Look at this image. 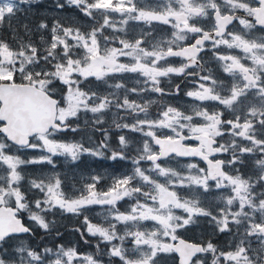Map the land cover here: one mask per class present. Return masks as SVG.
<instances>
[{
  "label": "rangeland",
  "instance_id": "obj_1",
  "mask_svg": "<svg viewBox=\"0 0 264 264\" xmlns=\"http://www.w3.org/2000/svg\"><path fill=\"white\" fill-rule=\"evenodd\" d=\"M76 1L84 6L86 13L95 14L99 18L101 26L105 28L126 27V19L123 16H125V10H127L128 18L135 19L129 21L130 25L128 27L134 29L136 34L146 38L148 47L151 46L153 51L156 50L158 45L159 49L164 47L167 50L171 45L178 44V40H180V35L171 36V32L163 28L164 23H168L167 14L170 15L175 12L174 9L167 8L172 0H156L151 3V7L149 3H146L148 0H137L143 6L142 15L132 11L136 0ZM14 6V0H2L0 2V20ZM156 7H162L163 12L157 13ZM230 7L235 8L233 5ZM129 11L133 16L130 15ZM146 14L147 16H145ZM160 14L165 15L160 16ZM91 29H95V24L92 25ZM88 37L81 39L82 37L74 36L72 38L74 46L81 48L83 52L81 61H69L66 70L60 67L57 73L42 72L35 68L30 73L25 69V65L28 63L27 60H22L24 62L22 66L19 60L13 58L11 52L0 49V81L10 78L11 72L14 70L23 74L22 79L24 78L25 81L40 83L42 87L46 86L51 75L59 77L63 82L72 73L80 77L98 73L99 68L97 70V66L107 56L101 53V48L94 43V36L91 35L89 40ZM44 41L49 48L56 47L57 44L61 43L57 37L47 38ZM30 50L31 57L34 59L36 52L33 48ZM16 62H18V65H16ZM126 64L132 65V63ZM124 65H120L117 69L121 71V74H127ZM139 69L143 72L144 80L148 83V89H150V85L152 86L156 83L155 79L159 75L158 70ZM174 70L176 72V69ZM168 73L172 74L173 72L170 70L167 72L161 71V77H168ZM140 82L143 81L128 78L120 79L115 85H108L111 89L105 88L101 106H95L88 113L89 120L95 122L91 124H97V120L103 123L109 118V122L103 123V125L107 126L109 124L111 126L116 115L106 113L107 103H112L116 111L121 110V113L132 111L131 108L127 107L130 103L133 104L136 111L141 106L143 107L144 104L141 100L145 96L149 98L147 101L150 100L155 96V92L150 90L151 93L144 95L142 86L139 89L134 87L138 86ZM210 91L211 89H209ZM195 93L203 97V102H209L208 95H204L205 93L208 94L205 88H201L198 91L195 90ZM72 95L77 96L72 98L79 100L78 102H81L86 97V94L80 92H74ZM107 98H110V100ZM196 102L200 103L201 101L198 100ZM207 104H204L205 106L201 105V107H206ZM175 105L177 107L181 106L177 102ZM204 111L205 109L197 114L196 124H192L187 130L188 133H193L195 126L200 125L201 122L206 124L207 128H211L213 125L212 119L204 117ZM155 115L153 114L152 116L154 117ZM164 116L165 120L149 121L144 118V114H141L135 115L134 120L130 124L122 122L121 127L124 128V131L119 136L120 145H124L127 141H132L135 142L133 145L135 147L145 137L152 138L157 134L153 131L154 127L164 126L166 121L172 119L167 113ZM129 125H135V127L130 128ZM248 129L253 138L247 148L243 149L244 146L241 144V147L232 150L236 154L233 157L234 159L228 156L229 151L225 147L221 148V155L222 157L226 156V160L224 176L220 180L214 181V183L209 182L206 177V171L196 162L168 160L167 163L159 165L166 170L164 175H170L171 170L182 174L181 186H175L174 177L172 186L167 185L163 181V177H156L162 182L157 187L155 195L149 197L147 201L144 199L142 201L129 199L121 195L129 187L131 180L129 172L132 165L125 164L129 163L128 161L123 164L126 169L120 171L113 170L110 165L106 170L96 171L89 165L84 170V166L79 167L75 164L65 163L66 159L70 160L73 157H79V161L83 155L84 151H78L77 149L80 145L77 142L73 144L61 142V144H58L60 142L52 138L45 141L38 139L40 146L30 150H36L38 156L32 158L29 151L26 154L23 153V155L28 160L29 166L33 167L29 171L30 182L32 186L33 181L40 185V187L35 188L42 191L44 196L43 204L60 214L58 217L60 220L76 221L81 215L82 221L88 226L89 233L101 236L104 243L108 245L109 249L106 251L108 260L113 256L119 264H172L169 262V259L171 260V252H173L172 239L176 237L177 231L183 227L191 226L194 221V215L203 217L207 215V221H213L218 232L227 231L230 229L229 227L233 228L235 238L227 251H217L216 254H213L210 251L214 249L206 246V250L209 247V253L202 255L200 259L194 261V264H263L264 237L262 238L259 235L256 228L264 222V157H262L264 148L259 144L262 143L264 145V137L254 136L255 131L252 126L249 128V124ZM176 135L161 136L174 138ZM255 138H259V140H255ZM131 146L132 144L126 149L130 150ZM88 149L91 150V153H94V155L87 154V156L92 155L89 158L90 162H92L94 157H99V153L97 151L93 152L91 147H88ZM44 155L52 158L56 155L62 156L60 163L62 174L51 168L43 169L44 164L48 163L36 162V158ZM117 159L119 160L118 157H113L111 161L113 162V160ZM11 160L12 162L10 160L3 162L8 170L0 172V180L8 183L6 185L8 188L4 186L7 192H13L9 178L13 168H15V164L18 163L16 158ZM189 163L193 165L191 172L186 167ZM120 164L115 166H120ZM141 164L144 165V162H141ZM34 169L35 171H33ZM240 169L246 170L248 173L250 171L252 183L241 176ZM48 172H50V178H47ZM151 175L155 176V173H151ZM252 190H255L259 195L253 194ZM0 193L2 192L0 191ZM177 194H179V198H177ZM109 200H113L116 203V208H113L108 203ZM31 219L36 225H40L41 220ZM197 232L198 236L205 233L207 237L213 236V231L211 230H207L205 233L202 230ZM37 254L38 256L33 261V264H48V261L57 257L66 259L69 264H72L73 261L75 264H96L90 252L84 255H76L72 251L54 254L45 253L44 251L42 254ZM12 255V253H7L6 259H9Z\"/></svg>",
  "mask_w": 264,
  "mask_h": 264
},
{
  "label": "clouds",
  "instance_id": "obj_2",
  "mask_svg": "<svg viewBox=\"0 0 264 264\" xmlns=\"http://www.w3.org/2000/svg\"><path fill=\"white\" fill-rule=\"evenodd\" d=\"M181 41H184V37H180ZM178 47L181 45H177ZM139 54V53H138ZM145 62H151L153 57L151 56H141ZM159 66V65H158ZM168 70L165 68V72ZM186 71V68H185ZM181 70L179 68L176 69V74H180ZM171 82L170 80L168 81ZM191 83H195L192 81ZM179 85H174L173 89L166 92L164 88L160 87L159 84L155 86L150 85V89L156 92V96L152 97L150 100L146 101L144 106L141 108V112L144 114V118L152 121V120H165L164 114L167 113L172 119L170 121H166V125L160 127H154L153 131L158 135H176L177 132H187V130L192 126V123L198 118L197 114L203 111L201 107V103L203 102V97L198 96L194 89H188L185 91L184 95L187 98L186 102L182 104V106L177 107L176 105L168 102L164 95H177V89ZM191 93V94H190ZM206 95V93H205ZM201 101V103H197L196 101ZM127 107L131 108L133 112L136 111L133 104H128ZM156 109V115L153 117L151 115L152 109ZM138 123V122H137ZM130 128L135 127V125H129ZM76 129L74 128L73 131ZM132 144V141H127L124 145H121V149H126L129 145ZM158 151V146L154 145L151 137H145L134 147V152L132 155L121 153L120 158L130 162L132 165L131 171L129 172V176L131 180L129 182V187L121 194L123 197H127L129 199H139L143 197L145 201L148 200L149 197L155 195L157 191V187L162 182L156 177H163V181L169 185H173V177L175 178V186H181L182 174L176 172L175 170H171L170 175H164L165 169H162L161 166L157 163L155 159H150V155L152 152ZM83 154H93L91 150L88 148L84 149ZM112 156H109L108 159H112ZM175 158V157H173ZM79 157H73L70 160H65V163L76 164L78 162ZM36 162L38 163H48L52 165L53 168L56 167V161L48 155L40 156L36 158ZM144 162V165L141 164ZM189 172L192 171L193 165L189 163L186 165ZM151 173H155V176H152ZM34 187H40L35 181L32 182ZM190 183V181H189ZM86 189V186H85ZM177 198H179V194H177ZM108 203L116 208V203L113 200H109ZM24 209H27V204H25ZM35 207L39 208V201L35 202ZM51 211V209H48ZM117 211H119L117 209ZM37 213L30 211L29 216H36ZM42 229H47L48 225L41 223L39 225ZM6 253L9 251L8 249L4 250ZM42 251H46V249H42ZM11 253L13 254L9 259H4L0 257V264H33V261L37 258L38 254L34 249H31L28 245L27 240H25L22 244L14 245L11 249ZM48 264H69V262L62 258L57 257L56 259H52L48 261ZM72 264H75L73 261ZM96 264H103L102 261H96Z\"/></svg>",
  "mask_w": 264,
  "mask_h": 264
},
{
  "label": "water",
  "instance_id": "obj_3",
  "mask_svg": "<svg viewBox=\"0 0 264 264\" xmlns=\"http://www.w3.org/2000/svg\"><path fill=\"white\" fill-rule=\"evenodd\" d=\"M264 7V0L260 1ZM189 49L170 53L171 56H181L187 58ZM0 90H6L7 94L2 99L0 119L7 123L3 129L11 143L26 144V139L30 135L37 133H45L50 127L56 130L54 126V115L56 102L45 96L42 92L31 86H2ZM184 139L180 138L177 141L169 139L161 140L154 139V145L160 149V155L156 160L166 159L167 156L175 155L183 159L195 158L203 160L207 165L208 177L212 180L222 175L221 162H211L205 159L204 155H200L199 148H187L182 145ZM200 144L205 145L206 151L212 157L216 150H210L213 142L205 137L195 138ZM264 233V225L261 229ZM28 233V230L21 225L19 219L15 218L14 211L9 209H0V242L8 236H18ZM175 245L176 253L178 254L179 264H189L190 260L196 254L201 252V247L197 244H191L184 240H177Z\"/></svg>",
  "mask_w": 264,
  "mask_h": 264
},
{
  "label": "flooded vegetation",
  "instance_id": "obj_4",
  "mask_svg": "<svg viewBox=\"0 0 264 264\" xmlns=\"http://www.w3.org/2000/svg\"><path fill=\"white\" fill-rule=\"evenodd\" d=\"M193 4H187L183 8L191 13L190 6H193ZM258 7L259 3L256 0H246V10L235 11L236 17H233L234 20L225 28L223 35L204 46L203 55L198 57V65L201 66L199 73L197 74L198 71L186 73L187 77L191 78V80L195 79L198 81L202 74H208L205 67H208L209 70V65L215 63L214 56H217L225 68L224 70L221 68L223 71L220 73V78H218L220 83H225V97L232 107L233 103L234 106L237 104L235 100H239L238 105L232 111L236 112V116L241 117L246 116V113L249 112L248 108L250 107L257 108V106H264V102L255 99L259 87L257 86V79L254 78V75L259 70H250L251 62H257L258 64L264 63V60L261 58V56H264V51H261L262 53L258 51L261 42L264 43V15H253L254 9ZM187 18L188 15L185 20ZM205 21V32L212 33L215 29L214 19H207ZM210 70L214 71V68ZM186 81L187 78L177 82L179 88L184 86ZM216 124L217 127L222 125L220 117L216 119ZM213 133L216 136H220L219 142L225 140V132H217L215 127Z\"/></svg>",
  "mask_w": 264,
  "mask_h": 264
},
{
  "label": "trees",
  "instance_id": "obj_5",
  "mask_svg": "<svg viewBox=\"0 0 264 264\" xmlns=\"http://www.w3.org/2000/svg\"><path fill=\"white\" fill-rule=\"evenodd\" d=\"M33 3H35V9L31 11L25 10L18 13H16L17 18H11L9 21H3L0 24V47L2 45H6V47L13 51V52H21L23 48L24 42L26 44L30 45L33 50H35L36 54V61L38 63L36 65H41V66H51L54 65L56 66L60 61L62 57V52L65 51L61 46H58L55 50H53L51 53L49 49H41L39 47V44L37 42V34L33 32V27H36L34 25H38L39 23H45L47 25H51L52 22L55 24H61L59 22L60 20L56 16V13L54 12H46V6L47 3L45 0H34ZM68 8V7H67ZM63 8V14H65V20L66 22L63 23L62 27L63 28H73L75 27L72 23V18L71 14L73 11L71 9ZM58 11L60 9L58 8ZM74 13V12H73ZM55 14V15H52ZM68 19V21H67ZM64 20V19H62ZM71 33L74 31H70ZM33 33V35H32ZM60 37H67L65 35V32H57ZM83 33L85 31L83 30ZM52 34L55 35V33H48L46 34L47 37L51 36ZM43 35V34H40ZM64 37V39H65ZM66 40V39H65ZM69 41V40H68ZM68 41L66 40L67 44ZM67 57L72 54V48L68 47V50L66 51ZM110 134L108 135V137ZM98 140V137L97 139ZM32 237H26V240L28 242V245L30 246L32 244V248L35 249L37 252H39L42 248L40 247H49L52 248L56 244H58L60 247L65 249L74 247V244H82L85 243L83 234L78 231V227L76 228H53L52 231L50 232L49 230L43 231V230H38L35 229L33 230V233L31 235ZM187 237V236H186ZM51 238H54L53 242ZM19 241H21L19 238H10L7 239V241L4 242L3 249L6 247L18 245ZM76 248V247H75ZM78 248V247H77ZM76 248V249H77ZM3 250H0V252Z\"/></svg>",
  "mask_w": 264,
  "mask_h": 264
}]
</instances>
